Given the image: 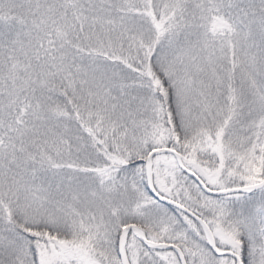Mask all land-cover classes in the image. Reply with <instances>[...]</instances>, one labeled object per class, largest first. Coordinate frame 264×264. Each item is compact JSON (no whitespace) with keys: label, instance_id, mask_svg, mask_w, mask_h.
Instances as JSON below:
<instances>
[{"label":"snow or ice","instance_id":"obj_1","mask_svg":"<svg viewBox=\"0 0 264 264\" xmlns=\"http://www.w3.org/2000/svg\"><path fill=\"white\" fill-rule=\"evenodd\" d=\"M0 264H264V0H0Z\"/></svg>","mask_w":264,"mask_h":264}]
</instances>
